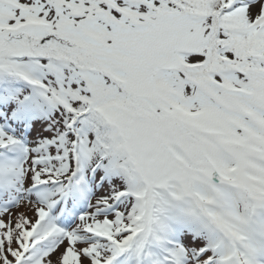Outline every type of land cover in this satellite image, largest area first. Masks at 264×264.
<instances>
[{"label":"snow or ice","instance_id":"1","mask_svg":"<svg viewBox=\"0 0 264 264\" xmlns=\"http://www.w3.org/2000/svg\"><path fill=\"white\" fill-rule=\"evenodd\" d=\"M0 264H264V0H0Z\"/></svg>","mask_w":264,"mask_h":264}]
</instances>
